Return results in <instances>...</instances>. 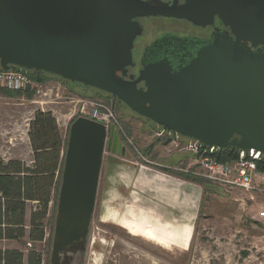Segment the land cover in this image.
<instances>
[{
	"label": "water",
	"instance_id": "95a60500",
	"mask_svg": "<svg viewBox=\"0 0 264 264\" xmlns=\"http://www.w3.org/2000/svg\"><path fill=\"white\" fill-rule=\"evenodd\" d=\"M217 4L235 40L216 35L185 65L143 59L136 77L128 74L136 66L135 41L143 34L135 19L168 16L164 8L138 0H0V68L51 74L101 91L157 126L221 152L264 154V0ZM119 137L115 127L108 131L84 117L74 122L58 212L72 205L80 220L83 211L91 213L105 144L113 154L126 155ZM157 143L162 140L146 153ZM71 173L73 187L64 192Z\"/></svg>",
	"mask_w": 264,
	"mask_h": 264
},
{
	"label": "rangeland",
	"instance_id": "374dc122",
	"mask_svg": "<svg viewBox=\"0 0 264 264\" xmlns=\"http://www.w3.org/2000/svg\"><path fill=\"white\" fill-rule=\"evenodd\" d=\"M139 56L140 53L137 59ZM45 75L50 77V81L44 84L40 94L29 89L20 95L9 96L6 93L11 91L0 86V156L3 159H19L31 166L30 123L37 110L51 111L57 116L61 134L67 142L65 168L71 129L81 117L80 104L69 103L66 98L75 97L108 105L114 113L121 140L137 155L135 159L142 162L134 149H147L154 142L151 137L156 124L93 88L65 82L51 74ZM59 83L62 86L60 91L56 89ZM30 93H34L32 97ZM51 101L59 103L55 105ZM111 153L105 144L96 198L89 215L83 211L80 220L79 212L72 205H61L58 212L60 186L54 192L45 220V240L42 243H32L29 239L20 243L0 241V249L20 250L26 256L35 249L41 254L42 264H264V220L259 218V212L264 211V197L240 190L228 192L207 181H204V185H197L202 192V202L188 246L173 243L169 247H162L129 234L120 226L119 218H112L113 213L118 211L123 214V219L143 221L145 215L141 214V209L145 204L139 198L137 202L126 201L115 189L109 188L105 165ZM109 161L117 163L119 159L111 157ZM168 172L181 179L193 176L177 170ZM68 180L69 186H66L65 181L68 183ZM65 181L64 192H68L74 184L73 173ZM36 208V203L28 204L27 222ZM70 222L74 223L71 230L68 228ZM67 230H70V237L60 234V231Z\"/></svg>",
	"mask_w": 264,
	"mask_h": 264
},
{
	"label": "trees",
	"instance_id": "16d2710c",
	"mask_svg": "<svg viewBox=\"0 0 264 264\" xmlns=\"http://www.w3.org/2000/svg\"><path fill=\"white\" fill-rule=\"evenodd\" d=\"M30 73L35 82L45 84L50 81L46 73ZM19 93L21 92L11 91L6 94L15 96L20 95ZM30 94L32 97L34 93ZM29 138L33 151L31 166L23 160H5L0 156V241L20 243L29 239L32 243H42L45 240V220L54 192L62 184L67 142L63 139L57 119L51 111L35 112L30 123ZM236 159L237 152L231 148L222 151L218 156L222 163H231ZM259 167L264 171V161ZM164 172L169 173L166 169ZM185 177V180L197 185L205 183L193 176ZM30 203H36L37 208L27 222V208ZM0 264H42V257L35 249L30 250L27 256L20 250L0 249Z\"/></svg>",
	"mask_w": 264,
	"mask_h": 264
},
{
	"label": "crops",
	"instance_id": "0c3cea01",
	"mask_svg": "<svg viewBox=\"0 0 264 264\" xmlns=\"http://www.w3.org/2000/svg\"><path fill=\"white\" fill-rule=\"evenodd\" d=\"M56 103L59 102L51 101V104L56 105ZM157 129L156 125L151 137L154 142L156 141L154 133ZM190 140L183 138L182 143ZM165 142L157 143L146 155L150 163L147 164L148 170L145 171L138 169L142 162H138L131 152L132 149L123 143L126 155L111 153L109 156L119 161L110 163L111 157H108L106 161L105 173L107 172L108 186L111 190L115 189L126 201L129 199L135 202L139 198L145 204L141 214L145 215L146 224L157 226L191 224L193 226L201 208V189L194 182L164 172V169L176 170L187 167V169L195 170L197 163L190 153L174 150L169 145L165 146L163 144ZM157 221L158 223H155Z\"/></svg>",
	"mask_w": 264,
	"mask_h": 264
},
{
	"label": "built area",
	"instance_id": "2783aa9c",
	"mask_svg": "<svg viewBox=\"0 0 264 264\" xmlns=\"http://www.w3.org/2000/svg\"><path fill=\"white\" fill-rule=\"evenodd\" d=\"M0 86L12 92H24L30 89L40 94L45 85L33 81L30 71L12 68L9 71L0 70ZM61 87L59 83L56 89L60 91ZM66 99L69 100V103L77 102L80 104L81 117L105 125L108 131L111 127H115L118 131L114 113L108 105L90 102L91 100L87 99H76L75 97H67ZM119 139L121 140L120 137ZM154 139H161L162 141L171 140L169 146L174 150H183L194 156L197 163L195 170L179 168L176 169L177 171L191 174L228 192L240 190L264 197V171L259 167L264 161V154L261 152L254 149L249 151L236 150L237 159L235 161L222 163L218 160V156L221 153L220 148L215 146L209 147L195 140L182 143L183 137L181 135L166 130L163 127L158 126V129L154 133ZM134 150L142 160L141 167L147 168V164L150 163L146 157L147 153L139 149ZM259 218L264 220V211L259 212Z\"/></svg>",
	"mask_w": 264,
	"mask_h": 264
},
{
	"label": "flooded vegetation",
	"instance_id": "af4514ba",
	"mask_svg": "<svg viewBox=\"0 0 264 264\" xmlns=\"http://www.w3.org/2000/svg\"><path fill=\"white\" fill-rule=\"evenodd\" d=\"M151 7L164 8L168 16L138 17L143 28L134 45L133 56L136 66L128 69V74L138 77L144 63L163 58L175 66L187 64L197 51L211 42L216 35L235 40L231 28L225 26L217 13V2L212 0H138ZM215 1V0H214ZM176 14L194 17L196 22L187 18H179ZM149 39L148 41H146ZM146 42H145V41ZM140 53V58L138 54ZM139 87H144L140 84ZM112 98V97H111ZM113 99V98H112ZM113 101H118L117 99Z\"/></svg>",
	"mask_w": 264,
	"mask_h": 264
},
{
	"label": "bare ground",
	"instance_id": "6f19581e",
	"mask_svg": "<svg viewBox=\"0 0 264 264\" xmlns=\"http://www.w3.org/2000/svg\"><path fill=\"white\" fill-rule=\"evenodd\" d=\"M65 185L69 186L65 181ZM116 212V211H115ZM117 213V214H116ZM113 213V219L119 218V224L122 228L128 231L129 234L136 237H143L148 241L156 243L162 247H169L173 243L182 244L184 247L188 246L190 239L193 234V226L190 225H167V226H157L155 224H146L145 220L142 219H123V214H119L117 211ZM68 228L71 230L74 228V223L70 222ZM70 230L61 232L62 236L68 237ZM75 236V235H74ZM73 236V237H74ZM70 237V236H69ZM71 239V238H70ZM72 240V239H71Z\"/></svg>",
	"mask_w": 264,
	"mask_h": 264
}]
</instances>
